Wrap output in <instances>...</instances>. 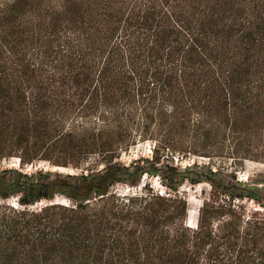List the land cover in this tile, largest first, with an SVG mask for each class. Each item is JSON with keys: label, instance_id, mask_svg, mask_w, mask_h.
<instances>
[{"label": "trees", "instance_id": "trees-1", "mask_svg": "<svg viewBox=\"0 0 264 264\" xmlns=\"http://www.w3.org/2000/svg\"><path fill=\"white\" fill-rule=\"evenodd\" d=\"M144 142L151 159L117 163ZM14 154L83 171H0V264H264V189L163 164L264 163V0H0ZM146 176L167 192L130 189ZM186 182L211 187L195 225Z\"/></svg>", "mask_w": 264, "mask_h": 264}, {"label": "rangeland", "instance_id": "rangeland-1", "mask_svg": "<svg viewBox=\"0 0 264 264\" xmlns=\"http://www.w3.org/2000/svg\"><path fill=\"white\" fill-rule=\"evenodd\" d=\"M154 144L152 142H144L139 143L136 146L131 147L130 150L126 152L120 153L117 163L128 166L134 160L140 158H152V150ZM228 157H216L214 159L208 157L201 156H193L187 155L186 157L179 158L172 157L169 159H165L163 161L165 166H173L178 167L180 169H184L185 167L192 166L193 172L195 174H199L205 178L210 175V170H222V172H226L228 175L234 174L239 181L244 184L251 185L252 187H258L261 190L264 189V163L257 162L253 160H245L243 162H239L236 164V161L232 159H227ZM20 155L14 154L13 157L4 160L0 164V171L6 169H15L25 174H35L38 172H53L55 175L69 176V175H79L83 170H75L73 168H63L57 167L51 164L48 161H36L35 163L27 166H21ZM91 164V163H89ZM86 164V167L89 166ZM58 169V170H57ZM145 183L150 184L156 192L164 193L167 192V188L163 185L162 179L155 176H146L140 183L136 184V187H130L132 191H135V188L143 187ZM129 186L126 184L116 185L113 190L118 191L120 193H126ZM180 191L185 193L189 203H190V217L189 222L194 219L195 211H197L202 203V200L208 196H210L211 187L208 183H198L192 184L190 182H186L181 188ZM57 200L61 201L65 204L72 203L65 196H57ZM11 203L15 204L16 199H11ZM248 205L250 207H255L256 205L253 202H249ZM197 218V217H196ZM196 220H193V224H196Z\"/></svg>", "mask_w": 264, "mask_h": 264}, {"label": "bare ground", "instance_id": "bare-ground-1", "mask_svg": "<svg viewBox=\"0 0 264 264\" xmlns=\"http://www.w3.org/2000/svg\"><path fill=\"white\" fill-rule=\"evenodd\" d=\"M57 170H58V169H57ZM194 213H195V216H194V218H195V217H196V215H197V212L195 211Z\"/></svg>", "mask_w": 264, "mask_h": 264}]
</instances>
